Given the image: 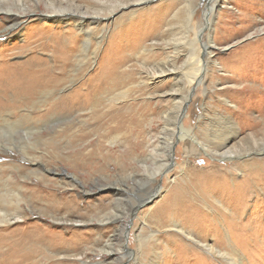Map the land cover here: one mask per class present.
<instances>
[{
    "label": "rangeland",
    "instance_id": "1",
    "mask_svg": "<svg viewBox=\"0 0 264 264\" xmlns=\"http://www.w3.org/2000/svg\"><path fill=\"white\" fill-rule=\"evenodd\" d=\"M140 5L148 10L141 24L131 25L127 19L121 25L124 12H119L109 22L78 26L68 16L51 17L42 2H34L30 7L35 16L18 31L0 30V50L5 52L0 68L2 63L11 66L32 57L47 60L61 78L52 89L53 97L71 96L100 67L111 68L122 58L126 60L115 74L119 84L100 93L104 97L120 94L117 101L104 98L89 105L75 101L53 108L44 99L50 90L47 88L26 103L0 110V182L12 175L13 188L35 185L40 196L56 201L54 206L39 203L34 207L24 202L27 215L17 219L20 224L24 219L29 224L38 223L44 232L50 229L52 238L65 244L63 249L40 253L37 264H231L212 252L223 246L203 237L216 228L210 227L208 218H199L194 228L183 223L184 231L174 236L170 224L172 219L180 222V217L169 215L168 226L157 228L150 223L149 213L161 211L172 187L192 181L196 170L217 166L241 179L243 172L237 163L264 159V152L220 159L214 151L198 146L186 153L185 138L174 136L170 147L174 164L158 172L170 158L166 155L168 136L164 135L163 116L170 118L184 97L186 112L181 123L196 130L201 142L208 143L207 133L199 125L207 126L227 111L240 127L229 147L258 129L264 119V0H153L134 7ZM188 5L195 7L191 28L184 21ZM77 6L88 12L96 9L89 0H75L65 7ZM176 12L180 23L175 22ZM86 31L91 46L81 51ZM34 33L38 39L19 48L25 34ZM196 37L200 38V48L189 55V41ZM136 42L140 48L128 51L127 44ZM204 43L208 47L205 51ZM143 48L147 51L142 52ZM204 58V80L198 85V79L186 68L189 59L198 63ZM174 68L176 75L152 79L158 70ZM230 102L238 105V112ZM259 138L264 142V135ZM31 158L41 161L43 167L33 164ZM260 196L246 206L242 198L232 202L241 204L244 222L256 220L261 226L247 235L255 243L252 240L236 248L244 255L245 264H264V195ZM29 199H33L32 192L26 197ZM219 200L216 203L221 205ZM206 206L211 211L212 207ZM54 233L59 237L54 238Z\"/></svg>",
    "mask_w": 264,
    "mask_h": 264
},
{
    "label": "bare ground",
    "instance_id": "2",
    "mask_svg": "<svg viewBox=\"0 0 264 264\" xmlns=\"http://www.w3.org/2000/svg\"><path fill=\"white\" fill-rule=\"evenodd\" d=\"M89 1L95 3V11H83L78 6L75 8L65 7L67 4H74L75 0H0V15L6 17V19L0 20V30L10 32L15 30L18 31L20 27L35 14V9L30 7L34 2H42L48 10L47 14L51 17L64 19V17L68 16V20L73 19L77 22L78 26H84L85 23L109 22L119 14V12H124V16L120 19L121 25H125V20L127 19L132 21L131 25H138L145 22L144 17L148 10L142 8L143 6L141 5V8L134 7V5L147 3L149 1L153 2V0H126L125 3L118 5L119 3H115L118 2V0ZM130 9L134 10L126 14V11ZM194 14L195 7L188 5L187 16L184 18V21L190 28L194 23ZM0 19L2 18L0 17ZM174 19L177 23L182 21L178 18L177 12L174 14ZM205 21V25H207V16ZM202 30L203 28H201L199 36ZM84 34L85 38L82 40L83 44L80 48L81 51H85L91 46L89 31H86ZM32 39L37 40L38 36H36V34L33 36H31V34L30 36L25 34L24 43L20 45L19 48L26 47L27 44L29 45ZM199 39L200 38L196 37L189 41V45H191L189 55L199 50L200 46L197 43ZM139 45V42L127 44V50L133 52L135 49L137 50ZM204 48V51L208 48L206 43H204ZM141 51L145 52L147 49L143 48ZM4 53L3 50H0V61L5 59ZM125 61L122 58L120 64H114L111 68L100 67L91 77L85 79L80 88L71 93V96L61 95L58 97H53L54 94L52 89L61 81V78L58 76L59 73L53 72L55 66H53V64L49 65L47 60L46 62H48V65L45 59H40L39 57H32L25 62H20L15 65L11 64V66H9L8 63H2L0 68V110L1 108H15L21 103H26L39 95V93L42 95L47 88L50 90L46 92L44 99L46 98V100H49L48 103H50L53 108L64 107L67 105V102L75 101L80 105L95 104L104 98H109V102L117 101L120 98V94L104 97L100 93L106 90L111 91L119 84L120 78L116 77L115 74L119 71V65ZM206 62L205 58L198 63H194L193 59H189L188 61L186 69L187 71L189 70L191 74L193 73V76L198 79V85L204 80L203 73L205 71L203 72V66L206 65ZM177 72L176 68L173 70H158V72L152 76V79L154 81H159L167 74L176 75ZM235 78L238 79L233 76V79ZM190 96H188V98ZM73 97L74 101H68ZM186 98L187 97L183 98L182 103L178 105L177 111L173 115H170V118H168V114L163 116L165 121L164 135L168 136L166 139V145L168 146L166 155L170 156V158L165 161L158 172H162L169 165L174 164L173 158H171L173 157V150L170 147L174 145V138L176 136L185 138L184 146L186 148V153H189L192 148H197V146L200 150L202 148L206 152H209V150L214 151L216 153L215 157H219L220 159H231L235 156L248 155L253 152H264V142L259 141V136L264 135V119L262 122L260 121L258 129H255L253 133L246 135L238 144L229 147V143L238 136L240 127L237 118L232 112L228 111L212 119L207 126L202 127L199 125L200 129L202 128L207 133L206 140L208 143L201 142L197 136L196 130L187 127L185 123H181L180 119L186 112ZM230 104V107H236L237 110L233 109L238 112V105L232 104V102H230ZM261 115L264 116V112ZM6 122H8V120H4V123ZM24 158H27L26 154ZM31 159L33 160V164L38 165L39 168L43 167L41 161L34 158ZM171 160L172 163L170 162L169 164ZM177 162L178 164L180 163L178 160L176 163ZM236 167L243 172V177L241 179L237 178L235 172L219 167L217 168V166H211L206 170H196L192 181L184 185L178 184L172 187L171 191H169V196L164 200L163 209L161 211L149 213L151 216L150 223L157 228H161L166 225L168 226L167 218L169 215L172 218L180 217L181 223L172 218V222L170 221L171 235L177 236L181 235L180 230L182 229L183 223H189V226L194 228L195 221L199 220V218H208L209 225H211L210 227L213 226L216 228L210 230L212 231L210 232V236L207 234V236L203 235V237L207 239L211 237L215 241V246L217 247L219 245L220 247L223 246L224 248L235 251L231 253L228 249L218 248L216 251L213 250L212 252L215 253L217 257L219 256L221 259L229 263L231 262V264H245L244 255L236 248L240 246L244 247L248 242L252 243L254 238L252 239L251 236L250 238L248 236L253 231H259L260 222L256 220L244 222L243 218H241L243 212L241 204L233 205L232 202H240L242 198V203H245L244 206H246L249 201H253L254 199L257 201L261 197L260 195H264V159L254 158L249 161L237 163ZM1 170L2 167H0V171ZM71 175L74 177V175L70 173V176ZM11 177L12 175L6 177V179H2V182H0V224H2L0 226V264H37L36 259L39 257L40 253L49 251V254L52 250H58L59 248L63 249L65 244H60L57 239H53L50 229L48 232H44L41 230V225L38 223L29 224L26 222L27 220L24 219L21 220L22 223L20 224L17 219H23V217L27 215L26 208L23 205L24 202L34 207L38 206L39 203L54 206L56 201L47 200L42 197L43 195L40 196L35 185L31 188H25L27 186L24 187L23 184H21L18 188H13ZM40 177L45 178L46 176L40 175ZM31 192L33 193V199L26 200L27 195H31ZM239 194L241 195L239 196ZM216 199H220L221 205L216 203ZM206 205L212 207L211 211L207 210L208 208H206ZM52 214L56 215L57 213L54 211ZM109 219H111V217ZM13 224H15V226H13ZM219 225H221L220 228ZM182 231L184 230L182 229ZM152 234V237H157V234ZM54 236V238L59 237L55 233ZM253 241L254 243L256 242V240ZM124 247L128 248L127 241L124 242ZM204 249L206 250V247ZM189 250V252H194L191 251V249Z\"/></svg>",
    "mask_w": 264,
    "mask_h": 264
}]
</instances>
